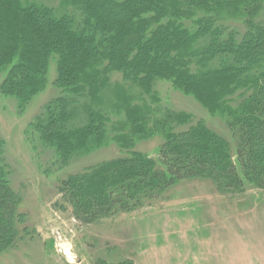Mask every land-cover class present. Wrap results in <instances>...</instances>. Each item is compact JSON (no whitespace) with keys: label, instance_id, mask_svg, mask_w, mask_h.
Returning a JSON list of instances; mask_svg holds the SVG:
<instances>
[{"label":"trees","instance_id":"16d2710c","mask_svg":"<svg viewBox=\"0 0 264 264\" xmlns=\"http://www.w3.org/2000/svg\"><path fill=\"white\" fill-rule=\"evenodd\" d=\"M55 68L26 135L55 171L109 144L123 155L56 179L81 224L156 204L180 180L221 194L264 190V0H0V95L22 112ZM193 97L231 139L162 106L157 83ZM161 138L156 157L136 149ZM0 138V254L32 230ZM93 264H133L129 256Z\"/></svg>","mask_w":264,"mask_h":264},{"label":"rangeland","instance_id":"374dc122","mask_svg":"<svg viewBox=\"0 0 264 264\" xmlns=\"http://www.w3.org/2000/svg\"><path fill=\"white\" fill-rule=\"evenodd\" d=\"M54 78L51 63L45 88L22 112L13 98L0 95L4 155L13 186L22 196L19 210L32 230L0 254V264H93L96 257L111 261L121 256H129L133 264H264V190L221 194L208 181L180 180L156 204L93 224H81L68 207L56 206L58 176L124 152L112 143L74 160L68 169H53L50 151H41L25 131L55 94ZM157 89L162 106L191 112L194 120L203 119L231 139L223 119L210 115L193 97L166 81L157 83ZM160 141L153 136L136 149L156 157Z\"/></svg>","mask_w":264,"mask_h":264},{"label":"built area","instance_id":"2783aa9c","mask_svg":"<svg viewBox=\"0 0 264 264\" xmlns=\"http://www.w3.org/2000/svg\"><path fill=\"white\" fill-rule=\"evenodd\" d=\"M64 253H65V251H64Z\"/></svg>","mask_w":264,"mask_h":264}]
</instances>
